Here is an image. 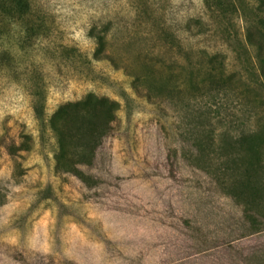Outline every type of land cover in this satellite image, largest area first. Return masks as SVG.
I'll return each mask as SVG.
<instances>
[{
  "label": "rangeland",
  "instance_id": "rangeland-1",
  "mask_svg": "<svg viewBox=\"0 0 264 264\" xmlns=\"http://www.w3.org/2000/svg\"><path fill=\"white\" fill-rule=\"evenodd\" d=\"M36 1L49 34L27 48L9 34L2 45L0 264H264V180L248 207L242 183L254 180H235L219 141L264 120L257 59L237 45L255 16L236 1V13L189 39L183 29L203 15L202 0H149L147 21L133 18L129 0ZM92 27L106 30L113 64L93 59ZM162 30L223 54L231 87L183 84L182 55L164 46ZM154 56L159 63L145 67ZM131 73H147L139 88L161 107L136 93ZM87 95L114 102L112 129L77 165L81 176H56L50 118ZM199 113L215 136L205 148Z\"/></svg>",
  "mask_w": 264,
  "mask_h": 264
},
{
  "label": "trees",
  "instance_id": "trees-1",
  "mask_svg": "<svg viewBox=\"0 0 264 264\" xmlns=\"http://www.w3.org/2000/svg\"><path fill=\"white\" fill-rule=\"evenodd\" d=\"M242 9H247L254 16V20L245 21L244 40H237V45L241 50H252L257 59L260 70L259 75L263 77L264 87V0H258L250 7L247 0H202L203 15L200 18L191 19L185 23L183 33L189 39L206 35L216 24L219 18H228L230 14L237 12V3ZM131 15L137 21H147L155 16V11L151 10L149 0H129ZM20 24V30L8 29L11 25ZM7 26V28H6ZM105 31V32H104ZM100 31L97 27L89 30V37L93 38L96 44L93 59L96 61L107 60L114 63L107 44L106 30ZM50 32L47 24V17L37 5L36 0H0V60L4 59L3 42L11 34L12 44L22 47H31L36 40L46 37ZM161 39L164 46L169 50L177 48L182 55V69L184 72L183 84H191L197 91H207L208 93L219 94L231 87L232 80L226 74V63L223 54L211 52L206 49L194 47L188 39H181L178 34L170 30H162ZM19 40L23 43L21 46ZM145 62L153 69L160 56ZM159 61V60H158ZM134 90L138 95L146 98L153 105L161 107L155 101L151 89L147 87L141 90L139 87L144 82L147 73H131ZM181 89V86L179 87ZM161 101V93L157 95ZM197 96L193 94V99ZM115 104L105 97L87 95L84 99L74 103H66L58 108L49 121L50 130L56 137L57 151L54 155L56 176L63 174L82 175L77 165L85 164L93 160L96 151L103 140L109 135L112 129L111 123L115 115ZM199 123L196 129L200 136L199 145L202 148L213 145L215 136L208 131L204 121L208 117L204 113L195 116ZM224 161L235 162L239 174L235 180H254L243 182L242 188L246 191V205H254L255 194L261 188L259 180H264V120L257 125L248 128L246 133L238 135L233 141L228 135L219 136ZM232 148L234 155L228 152ZM258 180V181H257ZM256 205V204H255Z\"/></svg>",
  "mask_w": 264,
  "mask_h": 264
}]
</instances>
